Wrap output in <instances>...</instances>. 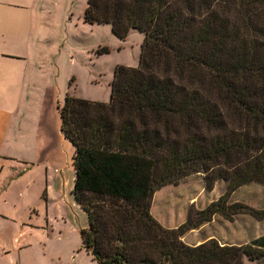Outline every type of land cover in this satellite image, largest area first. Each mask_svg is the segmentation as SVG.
Here are the masks:
<instances>
[{"label":"trees","instance_id":"1","mask_svg":"<svg viewBox=\"0 0 264 264\" xmlns=\"http://www.w3.org/2000/svg\"><path fill=\"white\" fill-rule=\"evenodd\" d=\"M84 21L144 33L136 66L117 65L107 102L65 93L60 128L75 147L73 193L87 214L81 247L97 264H264V235L244 243L182 236L264 207L231 200L264 184V0H87ZM201 172L217 198L176 227L150 211L156 190Z\"/></svg>","mask_w":264,"mask_h":264},{"label":"crops","instance_id":"2","mask_svg":"<svg viewBox=\"0 0 264 264\" xmlns=\"http://www.w3.org/2000/svg\"><path fill=\"white\" fill-rule=\"evenodd\" d=\"M71 8L69 0H0V239L9 238L17 252L14 264L24 261L33 234H59L67 210L83 214L88 225L72 191L75 147L64 137L58 109H50L69 93L75 73L76 61L62 44ZM210 238L232 244L214 235L183 241L194 246ZM8 248L2 246L0 260Z\"/></svg>","mask_w":264,"mask_h":264},{"label":"rangeland","instance_id":"3","mask_svg":"<svg viewBox=\"0 0 264 264\" xmlns=\"http://www.w3.org/2000/svg\"><path fill=\"white\" fill-rule=\"evenodd\" d=\"M86 1L69 0L72 8L66 14L68 33L62 44L76 61L69 93L79 94V97L85 99L96 97L99 101L107 102L116 66L137 65L144 33L129 29L125 37L121 38L115 35L109 23H85L83 11ZM58 103L50 106L52 114V107L56 109ZM54 113L56 115V111ZM225 189L226 181L220 178L211 190H207L203 173L186 175L178 182H171L156 190L150 202V211L161 225L176 227L187 218L191 208L206 206ZM231 200L245 202L256 208L264 207V185L252 182L243 185L233 193ZM82 216L67 210L62 215L58 235L50 239L42 236V239L36 235L41 233L33 234V241L24 250L22 264H97L90 252L80 248L82 243L79 231L86 227ZM260 234H264V219H256L249 213H240L228 219L217 213L211 221L186 232L182 240L196 243L214 235L220 242L238 245ZM11 245L9 238L0 239V254L2 246L9 247V255L0 260V264H14L17 252ZM254 263L244 258V264Z\"/></svg>","mask_w":264,"mask_h":264}]
</instances>
